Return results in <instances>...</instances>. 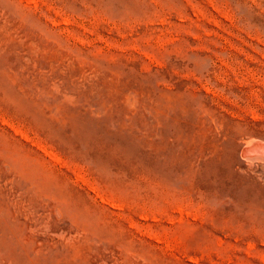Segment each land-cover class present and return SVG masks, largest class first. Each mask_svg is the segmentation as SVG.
Instances as JSON below:
<instances>
[{
	"label": "rangeland",
	"instance_id": "obj_1",
	"mask_svg": "<svg viewBox=\"0 0 264 264\" xmlns=\"http://www.w3.org/2000/svg\"><path fill=\"white\" fill-rule=\"evenodd\" d=\"M256 142L264 0H0V264H264Z\"/></svg>",
	"mask_w": 264,
	"mask_h": 264
},
{
	"label": "bare ground",
	"instance_id": "obj_2",
	"mask_svg": "<svg viewBox=\"0 0 264 264\" xmlns=\"http://www.w3.org/2000/svg\"><path fill=\"white\" fill-rule=\"evenodd\" d=\"M253 142H255V141H253ZM257 143V142H256ZM261 143V142H260ZM259 142L257 143V144H255V143H253V144H255V145H251V143H250V147H247V149L245 148V150H243V153H244V151H245V154H246V151L247 152H254V153H260V154H264V143L262 144H260ZM249 146V145H248ZM250 155V154H249ZM257 157V156H256Z\"/></svg>",
	"mask_w": 264,
	"mask_h": 264
}]
</instances>
